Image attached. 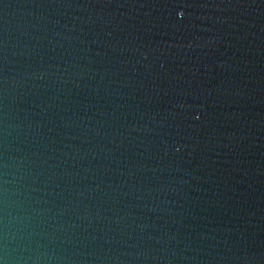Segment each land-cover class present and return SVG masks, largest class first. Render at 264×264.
I'll return each mask as SVG.
<instances>
[{
	"label": "water",
	"instance_id": "95a60500",
	"mask_svg": "<svg viewBox=\"0 0 264 264\" xmlns=\"http://www.w3.org/2000/svg\"><path fill=\"white\" fill-rule=\"evenodd\" d=\"M0 264H264V0H0Z\"/></svg>",
	"mask_w": 264,
	"mask_h": 264
}]
</instances>
